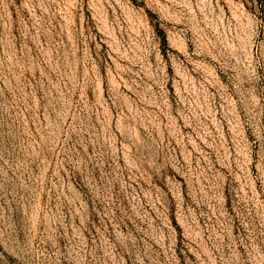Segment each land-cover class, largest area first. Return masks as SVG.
Wrapping results in <instances>:
<instances>
[{
	"label": "rangeland",
	"instance_id": "rangeland-1",
	"mask_svg": "<svg viewBox=\"0 0 264 264\" xmlns=\"http://www.w3.org/2000/svg\"><path fill=\"white\" fill-rule=\"evenodd\" d=\"M0 264H264V0H0Z\"/></svg>",
	"mask_w": 264,
	"mask_h": 264
}]
</instances>
